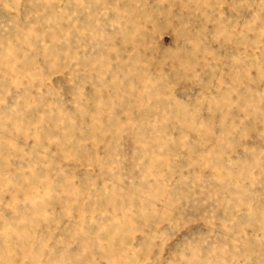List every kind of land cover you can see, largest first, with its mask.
<instances>
[{
    "label": "rangeland",
    "instance_id": "obj_1",
    "mask_svg": "<svg viewBox=\"0 0 264 264\" xmlns=\"http://www.w3.org/2000/svg\"><path fill=\"white\" fill-rule=\"evenodd\" d=\"M0 264H264V0H0Z\"/></svg>",
    "mask_w": 264,
    "mask_h": 264
}]
</instances>
